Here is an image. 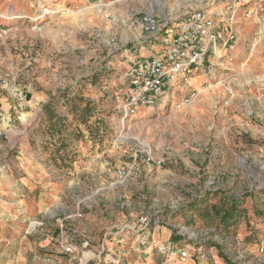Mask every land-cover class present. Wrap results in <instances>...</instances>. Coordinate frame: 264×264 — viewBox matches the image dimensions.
<instances>
[{"label":"rangeland","instance_id":"374dc122","mask_svg":"<svg viewBox=\"0 0 264 264\" xmlns=\"http://www.w3.org/2000/svg\"><path fill=\"white\" fill-rule=\"evenodd\" d=\"M229 1L0 0V105L13 104V86L25 96L23 111L10 110L9 139H0V264H190L199 243L207 256L225 255L219 264H264V256L233 262L239 242L250 241L252 199L243 206L247 219L235 227L215 213L223 196L264 185V0L253 17L238 14L229 57L200 79L189 105L175 109L176 95L171 106L168 100L143 109L125 129L118 125L115 94L127 86L130 52L144 41L142 17L154 15L161 27L196 9L224 11ZM94 73L102 77L85 93L108 135L98 145L85 132L72 148L73 162L55 164L49 150L41 153L47 140L32 126L59 91ZM117 167L130 172L123 182ZM263 200L254 198L255 205ZM127 225L135 228L119 244ZM253 226L264 241V227ZM169 230L183 237L177 246L190 247L193 258L180 263L159 253L161 239H154ZM151 243L157 256L147 260Z\"/></svg>","mask_w":264,"mask_h":264},{"label":"built area","instance_id":"2783aa9c","mask_svg":"<svg viewBox=\"0 0 264 264\" xmlns=\"http://www.w3.org/2000/svg\"><path fill=\"white\" fill-rule=\"evenodd\" d=\"M241 1H229L225 10L221 12L196 9L186 13L179 21H167L161 27L154 15L146 14L142 17L140 23L144 34L143 40L153 43L150 49L154 54L133 58L131 56L132 59H128L130 66L126 73L127 86L115 94L119 101L118 125L121 129H125L127 123L136 119L143 109L165 107L166 102L173 100L176 95H180V100L173 105L175 109L189 105L195 99L198 94L196 85L198 77L212 73L215 66H223L229 57L238 38L234 28L238 14L242 12L246 18H250L259 10V0H245V3ZM155 42L161 44L157 46ZM165 84L167 90L164 89ZM11 91L14 96L13 104L9 109L0 105L1 140L9 139L8 130L13 125L10 110L16 112L24 110L23 91L17 86H13ZM228 103L229 100H226L225 104ZM155 162L157 166L163 167L166 160L159 158ZM107 171L112 172L110 168ZM114 175L123 182L130 176V172L125 167H117ZM263 187L264 185H260L259 189ZM76 216L82 217L83 213L78 211ZM141 221L148 222V218L143 217ZM134 228L127 225L117 242L123 244L125 230L130 231ZM204 230L215 231L214 228ZM239 244L241 251L233 262L243 261L248 256H264V241L256 245H246L241 240ZM155 246L160 254L167 257V261L174 257L165 242ZM62 249L70 254L75 253L74 246L69 243H62ZM207 251L204 243H199L195 246L193 254L205 261ZM192 256L190 247H183L177 258L180 263H185L193 258Z\"/></svg>","mask_w":264,"mask_h":264},{"label":"trees","instance_id":"16d2710c","mask_svg":"<svg viewBox=\"0 0 264 264\" xmlns=\"http://www.w3.org/2000/svg\"><path fill=\"white\" fill-rule=\"evenodd\" d=\"M101 77L102 75L100 73H94L72 90L59 91L49 100V102L43 105L38 119L35 121L32 128H37L40 135L49 141L41 143V145H39V149L43 154H48L49 150V154H51L55 164H58V161L61 163L73 162L72 148L76 142L84 139L86 136L85 132L88 133L90 139H92L95 144L101 145L104 143L106 136L108 135L107 128L98 120L94 101H92L89 97H86L87 95H90V93H85L87 85L91 86L93 84H97ZM169 103L171 106L172 100L169 101ZM167 104L168 101L166 102L165 107ZM93 117L96 118L94 122H92ZM261 195L264 198V187L235 197L229 198L223 196L221 206L216 208L215 211L217 215H220L221 221L224 223L227 222L230 224V227H235L237 220L247 219L248 211L243 209V206L248 198L252 199L253 213L251 215L252 218L250 217L252 220L249 219L251 228L250 234L246 237L247 239L249 238L250 241H245L247 245H256L263 240L259 239V233L254 231L253 226V223H257L264 227V200L263 204L259 206H256V202L254 201V198L256 199ZM198 203L199 202L197 201L194 203L195 209ZM188 223L189 221H186V224ZM216 228L219 229V226L217 225ZM171 232L172 235L169 241V243H171L170 245L179 244L183 237L176 234L174 230H171ZM227 234L236 236V233L234 234L228 232ZM185 245L189 246L188 244ZM139 247L142 246L139 245ZM181 248H183V246L177 247L176 249ZM218 255L223 260L225 259V255L223 253L221 254L220 252ZM209 258L212 259L214 256H207L205 262L209 261ZM195 259H198V263H200V260L196 255H194L193 260L195 261ZM195 262L197 263V261ZM221 262L214 261L215 264H219Z\"/></svg>","mask_w":264,"mask_h":264},{"label":"crops","instance_id":"0c3cea01","mask_svg":"<svg viewBox=\"0 0 264 264\" xmlns=\"http://www.w3.org/2000/svg\"><path fill=\"white\" fill-rule=\"evenodd\" d=\"M155 44L158 46V45H160L161 43L160 42H155ZM152 45H153V43H148V42H146V41H142V44H141V47L139 48V49H137V50H133V51H131L130 53H132V58L133 57H141V56H143V55H146V56H152V54H154L153 53V51L150 49L151 47H152ZM129 52V51H128ZM203 76L204 75H200L199 77H198V79H197V84H200V83H202L201 81H200V79L201 78H203ZM204 82V81H203ZM173 106V105H172ZM24 139V138H23ZM24 143V142H23ZM162 231V230H161ZM160 231V232H161ZM158 233L157 234V237H156V234L155 235H153V238H155L154 239V241H159V239H161V242H165L166 244H167V246L170 248V250H171V253L173 254V256L175 257V258H177L178 257V254H174L172 251L175 249V248H177L178 246L177 245H170L171 243H169V241H170V239H171V235H172V232H171V230H169V232H165L164 233V235H163V232L162 233ZM154 245V244H153ZM153 245L152 244H150L149 246H146V248H145V251L146 252H149V254H148V258L149 259H147V260H152L153 258H154V256H157L156 255V253L154 252V249H153ZM154 252V253H153ZM214 257L215 258H213L215 261H217V262H221L223 259L218 255V253L216 254V255H214ZM191 263L190 264H196V262L193 260V259H191V261H190Z\"/></svg>","mask_w":264,"mask_h":264},{"label":"bare ground","instance_id":"6f19581e","mask_svg":"<svg viewBox=\"0 0 264 264\" xmlns=\"http://www.w3.org/2000/svg\"><path fill=\"white\" fill-rule=\"evenodd\" d=\"M43 7H44V5H42ZM100 7H101V5H99ZM48 11H47V9L46 8H43V14L44 13H47ZM144 146L146 147V146H148V144H146V143H144ZM148 148V147H147Z\"/></svg>","mask_w":264,"mask_h":264}]
</instances>
